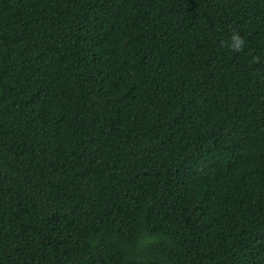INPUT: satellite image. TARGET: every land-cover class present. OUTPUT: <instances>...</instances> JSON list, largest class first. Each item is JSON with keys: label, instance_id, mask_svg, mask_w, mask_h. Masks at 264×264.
<instances>
[{"label": "trees", "instance_id": "trees-1", "mask_svg": "<svg viewBox=\"0 0 264 264\" xmlns=\"http://www.w3.org/2000/svg\"><path fill=\"white\" fill-rule=\"evenodd\" d=\"M0 264H264V0H0Z\"/></svg>", "mask_w": 264, "mask_h": 264}, {"label": "clouds", "instance_id": "clouds-1", "mask_svg": "<svg viewBox=\"0 0 264 264\" xmlns=\"http://www.w3.org/2000/svg\"><path fill=\"white\" fill-rule=\"evenodd\" d=\"M236 40V44L238 45L240 43L239 38H234Z\"/></svg>", "mask_w": 264, "mask_h": 264}]
</instances>
